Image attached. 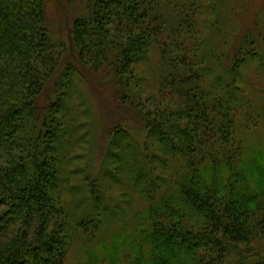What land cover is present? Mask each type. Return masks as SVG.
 <instances>
[{"label":"trees","instance_id":"1","mask_svg":"<svg viewBox=\"0 0 264 264\" xmlns=\"http://www.w3.org/2000/svg\"><path fill=\"white\" fill-rule=\"evenodd\" d=\"M78 1L77 61L143 130L109 131L96 176L127 182L143 206L121 188L109 202L93 186L97 170L71 167L86 137L69 108L78 67L54 40L48 0H0V264H69L77 233L93 240L125 217L128 264H264V150L246 158L247 131H238L239 114L253 125L264 115L242 71L250 62L264 70V19L226 63L205 50L209 32H223L221 0ZM155 48L163 74L148 93L139 64ZM79 172L76 211L63 191Z\"/></svg>","mask_w":264,"mask_h":264},{"label":"rangeland","instance_id":"2","mask_svg":"<svg viewBox=\"0 0 264 264\" xmlns=\"http://www.w3.org/2000/svg\"><path fill=\"white\" fill-rule=\"evenodd\" d=\"M83 9V5L78 0H48V18L50 28L53 33L54 40L62 43L65 50V64L77 66L78 70L75 74V88L71 96V109L74 115L71 125L72 130L78 136V131L86 133L83 140H79L76 146L78 155L71 167L76 169L88 168L91 165L94 173L91 180L96 190L105 193L109 202H116L118 189L122 186L116 184V180L109 176L100 175L97 178L98 171L102 167L104 153L107 146V133L118 127H127L129 131H134L137 136L143 131L140 126V118L134 112L123 113L117 109V103L112 94L110 84H105L101 80V75L86 69L76 59L74 48L69 36V27L73 18ZM223 29L222 34L218 36L217 31L209 32V45L206 52L213 53L220 57L222 52L226 53L224 62L229 63L228 57H232L236 52L240 41L247 31L254 27L260 18L264 19V0H221L218 4V12ZM208 31V30H207ZM244 81L246 86L253 94L256 104H263L264 100V70L259 68L256 62H250L243 70ZM219 72V70H216ZM139 74L145 78L144 87L147 92H156L159 89L160 79L163 74V65L161 62L160 51L155 48L151 56L139 64ZM210 76H206L209 80ZM85 111V112H84ZM245 112V111H244ZM252 119L257 118V111L250 112ZM239 123L242 124L238 131H247L244 135L246 145V158L260 157L258 150L260 147L264 150V115L260 117L257 124L253 125L248 119L247 113L239 114ZM82 124L81 129H77L75 125ZM138 131V134H137ZM259 154H258V153ZM83 153V154H82ZM245 158V159H246ZM91 159V162L89 160ZM88 170V169H87ZM95 178V179H93ZM83 184V173L79 172L77 176H71L70 186L65 188L64 198L68 200L70 205H76L74 208L78 210L79 195L78 186ZM123 189L134 194L133 208L136 210L143 206V198L138 193L133 192L126 182ZM122 189V190H123ZM85 194H87L85 192ZM138 211V210H137ZM75 219L74 217L71 218ZM129 217L122 220L113 221L109 218L104 225L101 233L97 238L88 240L82 233H77L73 239L69 255V264H100L98 261L105 258V264H128V259L122 260L121 253L126 244V240L130 237L127 230L126 221ZM113 221V222H112ZM105 228V229H104ZM125 251L123 252V255ZM122 260V261H121Z\"/></svg>","mask_w":264,"mask_h":264}]
</instances>
